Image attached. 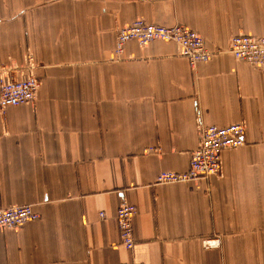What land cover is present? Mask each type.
Here are the masks:
<instances>
[{
    "label": "crops",
    "instance_id": "crops-1",
    "mask_svg": "<svg viewBox=\"0 0 264 264\" xmlns=\"http://www.w3.org/2000/svg\"><path fill=\"white\" fill-rule=\"evenodd\" d=\"M135 20L191 29L211 59L161 41L116 57ZM233 36L264 37V0H0V75L38 81L0 108V210L40 215L0 228V264H264V67L234 59ZM236 123L245 144L218 175L157 183L187 171L201 127Z\"/></svg>",
    "mask_w": 264,
    "mask_h": 264
},
{
    "label": "built area",
    "instance_id": "built-area-1",
    "mask_svg": "<svg viewBox=\"0 0 264 264\" xmlns=\"http://www.w3.org/2000/svg\"><path fill=\"white\" fill-rule=\"evenodd\" d=\"M131 41L140 46L154 41L175 43L180 47L181 56L191 65L207 63L212 55L201 36L181 25L162 26L135 20L116 32L114 55L120 58L125 44ZM228 52L238 61L254 67H264V37L233 36L229 41ZM37 88L38 81L34 75L21 80L0 75V108L3 110L31 104L36 98ZM198 134L197 147L190 153L187 171L183 174L161 172L157 183L178 184L216 176L220 173L222 153L245 144V127L242 123L226 127L204 126L199 129ZM135 212V207L126 202H122L116 211L119 240L126 250L134 247L132 219ZM39 218L40 215L30 205L1 209L0 228L12 230ZM209 245L215 244L209 242Z\"/></svg>",
    "mask_w": 264,
    "mask_h": 264
}]
</instances>
